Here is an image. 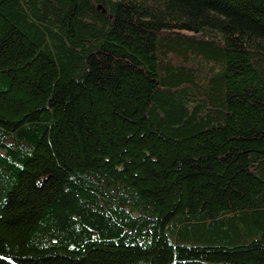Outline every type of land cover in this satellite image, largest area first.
<instances>
[{"label": "trees", "instance_id": "16d2710c", "mask_svg": "<svg viewBox=\"0 0 264 264\" xmlns=\"http://www.w3.org/2000/svg\"><path fill=\"white\" fill-rule=\"evenodd\" d=\"M0 264H264V0H0Z\"/></svg>", "mask_w": 264, "mask_h": 264}]
</instances>
